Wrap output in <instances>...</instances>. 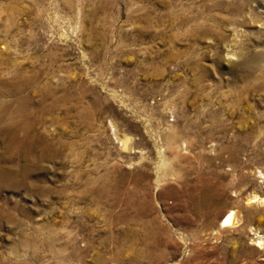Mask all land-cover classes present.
Wrapping results in <instances>:
<instances>
[{"label":"rangeland","instance_id":"374dc122","mask_svg":"<svg viewBox=\"0 0 264 264\" xmlns=\"http://www.w3.org/2000/svg\"><path fill=\"white\" fill-rule=\"evenodd\" d=\"M0 94V264H264V0H0Z\"/></svg>","mask_w":264,"mask_h":264},{"label":"bare ground","instance_id":"6f19581e","mask_svg":"<svg viewBox=\"0 0 264 264\" xmlns=\"http://www.w3.org/2000/svg\"><path fill=\"white\" fill-rule=\"evenodd\" d=\"M24 84V83H23ZM16 86V85H15ZM17 87V86H16ZM18 88V87H17ZM20 88V87H19ZM18 88V89H19ZM10 89V88H9ZM11 90V89H10ZM1 95V94H0ZM21 101V100H20ZM21 104V103H20ZM26 106V105H25ZM6 107V106H5ZM24 107V106H23ZM2 110V109H1ZM2 112H3V110H2ZM6 112V111H5ZM5 115V114H4ZM3 115V116H4ZM2 116V117H3ZM6 119V118H5ZM10 119H12V118H10ZM1 120V119H0ZM13 120V119H12ZM3 121H4V119H3ZM22 122V121H21ZM26 124V123H25ZM26 126V125H25ZM16 127V126H15ZM17 128V127H16ZM25 128V127H24ZM14 129V128H13ZM28 129V128H27ZM11 130V129H10ZM17 130V129H16ZM12 131V130H11ZM19 131V130H18ZM26 131V130H25ZM23 132V131H22ZM27 133H28V131H27ZM11 134V133H10ZM26 136V135H25ZM25 138V137H24ZM15 141V140H14ZM128 141H129V138H125L124 139V141H123V147L124 148H127V146H128ZM16 142V141H15ZM18 143H20V142H18ZM27 146V145H26ZM16 147V146H15ZM18 147V146H17ZM22 147H24V146H22ZM14 148V147H13ZM18 149V148H17ZM27 153V152H26ZM20 155V154H19ZM26 174V173H25ZM19 175V174H18ZM22 175V174H21ZM20 175V176H21ZM13 177V176H12ZM16 177H19V176H16ZM11 179V178H10ZM18 179V178H17ZM20 179V178H19ZM16 180V179H15ZM197 202V201H196ZM198 203V202H197ZM200 206V205H199ZM235 219H236V221H237V218H236V212H235V210H233V209H231L224 217H223V219L221 220V225H222V227H226V226H230V225H232V224H234V222H235ZM50 242V241H49ZM262 242V241H261ZM26 243V242H25ZM29 242H27V244H28ZM259 243H260V241H259ZM50 244V243H49ZM34 245V244H33ZM52 245V244H51ZM37 248V247H36ZM51 248V247H50ZM53 249V248H52ZM36 250H39V249H36ZM56 251V250H55Z\"/></svg>","mask_w":264,"mask_h":264}]
</instances>
